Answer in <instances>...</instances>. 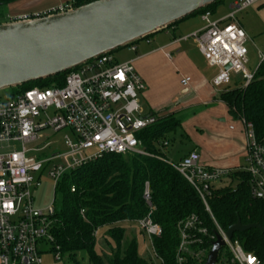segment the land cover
I'll list each match as a JSON object with an SVG mask.
<instances>
[{"label": "built area", "instance_id": "1", "mask_svg": "<svg viewBox=\"0 0 264 264\" xmlns=\"http://www.w3.org/2000/svg\"><path fill=\"white\" fill-rule=\"evenodd\" d=\"M262 1L232 0L231 12L219 20H213L212 14L207 12L202 15L206 25L183 39L194 41L207 65L218 71L213 80L215 88L234 84L233 75L241 77L235 84L247 87L264 64V53L259 52L256 70L247 69L250 39L238 20V15ZM71 9L72 4H63L42 12L13 16L10 22L41 19ZM127 48L136 52L134 45ZM167 58L171 60V54H167ZM227 66L230 68L226 69ZM190 81L183 78L180 84L188 88ZM145 90L133 62L119 63L112 53H106L70 71L62 87L33 88L13 92L8 97L0 95V144H22V150L0 153V264H42V255L47 252L44 246L48 245L55 258L61 260L60 248L54 247L51 232L54 203L45 210L34 206L32 189L42 186L44 174L57 190L66 175L104 155L151 156L139 138L142 131L157 122L156 116H141L143 110L138 94ZM239 123L245 135L243 167L236 170L207 167L201 163L196 150L178 164L168 162L196 191L212 222L208 226L193 214L177 224L176 264H205L218 236L224 247L216 264H264L247 252L235 235L231 239L227 237V230L216 221L208 205L211 190L227 186L230 176L237 171L249 176L252 198L264 203V137L258 138L254 126L246 120L239 119ZM45 130L69 131L70 135L65 136L67 151L37 161L30 152H40L47 145L32 150L26 146L40 141V133ZM89 151L95 153L90 155ZM71 192H75L74 187ZM143 197L148 214L138 220L137 225L148 239L154 263L165 264L154 246L163 230L153 219L155 207L149 183L145 184ZM93 235L97 237L99 232Z\"/></svg>", "mask_w": 264, "mask_h": 264}, {"label": "trees", "instance_id": "2", "mask_svg": "<svg viewBox=\"0 0 264 264\" xmlns=\"http://www.w3.org/2000/svg\"><path fill=\"white\" fill-rule=\"evenodd\" d=\"M18 1L0 0V19L4 17L2 9ZM94 1L97 0H71L70 4L79 8ZM221 2L192 16L212 14ZM69 73L15 87L14 93L62 87ZM219 98L230 116L251 123L257 137H264V64L247 87L240 84L225 87ZM175 120L174 115L157 117L154 125L139 134L144 149L151 156L104 155L65 176L56 190L60 192V201L54 205L51 230L53 245L60 248L61 260L66 258L70 261L68 264H154L140 257L135 239L124 244L127 232L124 225L137 223L148 214L143 197L146 183H149L151 202L155 207L154 222L163 230L154 246L165 264H176L175 252L179 243L176 227L181 220L194 214L211 226V219L196 191L154 146L155 142H162L164 147L168 145L163 137V126L170 128ZM70 177H73L72 181H69ZM229 179L227 186L214 187L208 196V205L216 221L225 230L238 221L242 225L264 227V203L252 198L249 176L237 171ZM106 228L104 235L108 238L107 246L111 247L110 256L97 250V237L93 235ZM235 238L242 242L247 252L264 263V232L251 230L237 233Z\"/></svg>", "mask_w": 264, "mask_h": 264}, {"label": "water", "instance_id": "3", "mask_svg": "<svg viewBox=\"0 0 264 264\" xmlns=\"http://www.w3.org/2000/svg\"><path fill=\"white\" fill-rule=\"evenodd\" d=\"M223 0H97L41 19L0 24V91L66 73L168 29ZM227 66L226 69H229ZM260 225L238 221L231 239ZM224 242L213 243L205 264H216Z\"/></svg>", "mask_w": 264, "mask_h": 264}, {"label": "rangeland", "instance_id": "4", "mask_svg": "<svg viewBox=\"0 0 264 264\" xmlns=\"http://www.w3.org/2000/svg\"><path fill=\"white\" fill-rule=\"evenodd\" d=\"M71 1H69L70 3ZM55 3L49 2L47 5H44L43 8H46V6H51V4ZM65 3V4H69ZM44 9L43 11H45ZM4 17L0 19V24H4L9 22L8 18L6 17L8 14V9L5 7L2 9ZM257 10L254 7L248 9L247 11L243 12L242 14L238 15V20L241 23L243 29L245 30L246 34L248 35L250 42L248 43V49H249V63L247 65V69L250 72H254L260 62L259 59V52L264 53V10ZM189 19H192L197 24L201 23V26H205V22L202 23L201 17L191 16ZM160 33V32H159ZM159 33L155 35H159ZM186 33H177L176 35H172L169 37V40H174L175 38H180ZM154 35V36H155ZM154 36H150V39H152ZM190 43H192V40H189ZM142 43V42H140ZM139 42L136 44H140ZM156 48V45H150L149 50H152ZM114 58L117 62L122 63L125 61L132 60L139 56L140 51L138 53H131L128 52L126 48L118 49L117 51L112 53ZM174 56V53H173ZM136 72L139 74V76L142 78L143 75L150 74L151 80L149 82L150 85V91L156 94V96L159 95L158 101L162 100L164 98V94H166L169 90V85H173L175 83L178 84V81L181 77V74L186 71L184 68L177 69L176 63H170L167 59L161 57V58H153V61H149V59H144L136 62L134 64ZM199 67L201 68V71H203V74L207 76H212L214 74V70L208 67V65L205 62H201L199 64ZM143 74V75H142ZM233 81L234 84L230 86H235L237 82L241 79V77L233 75ZM143 80V78H142ZM146 90L149 88V86L146 85L145 81L143 80ZM148 87V88H147ZM142 91L138 94L139 98V104L143 110L142 117H149L150 114L153 113V111L150 109V97L147 91ZM14 92L13 88L10 89H3L0 91V95L2 97H8L11 96ZM147 96V98H146ZM216 111L214 109H211V107H206L204 110H202L201 113L193 115L192 111H186L184 113H181L180 115H175V123H171L173 126L168 128V125H164L163 137H165L166 141L168 142V146H163L162 142H155L154 146L158 152L163 154L164 156L169 159L171 163L178 164L180 163L182 157L190 152L197 142H201L203 140L201 139H208V133L213 132V126H217L221 129L227 128L226 124H220L219 123V114L221 113L220 110ZM165 113L162 114H156L154 113L153 116L156 117H162ZM161 128V127H158ZM222 131V130H220ZM70 135L69 131H62V132H53L52 130H45L40 133L41 139L40 141L32 144H28L26 147L27 149H34L38 147H44L46 146L42 151L40 152H34L31 151L30 155L35 157L37 161H44L48 160L49 158L53 157L57 154H63L65 153L66 146H65V136ZM14 150H22V144L21 143H3L0 144V153L4 152H10ZM95 151H89L88 154L92 155ZM57 162V161H56ZM39 174H36L35 176H38ZM73 177H70L69 181H72ZM42 186L39 188H33L32 194L34 198V206L37 209L45 210L49 206H51L53 203L54 205L58 204L60 201V192H57L54 189V182L50 180L46 174H44L41 178ZM126 236L124 244L128 241L135 239L138 244V253L140 257L150 260L154 263L153 257H152V251L150 249V244L148 242V239L144 235L143 232L139 229L137 223H126ZM108 229H103L99 232V235L97 236V250L102 253L104 252L106 255H111V247L107 246L106 239H108L104 234L106 233ZM45 252L42 255V264H68L70 261L66 258H63V260L59 261L55 258L54 254L51 252V246H44ZM227 249L224 248L223 252H225ZM155 264V263H154Z\"/></svg>", "mask_w": 264, "mask_h": 264}, {"label": "crops", "instance_id": "5", "mask_svg": "<svg viewBox=\"0 0 264 264\" xmlns=\"http://www.w3.org/2000/svg\"><path fill=\"white\" fill-rule=\"evenodd\" d=\"M53 1H55V3L51 4V6L49 5L46 6V8H43L44 5ZM69 1L71 0H20L6 7L8 9L6 17L10 22V18L13 16L42 12L44 9L47 10L55 6L63 5L69 3ZM231 8L232 0H223L221 4L216 7L211 18L213 20L222 19L231 12ZM254 8L262 10L261 12H263L264 0ZM198 16L201 17L202 23H204L202 14H199ZM203 27L204 26H201V23L197 24L192 19L187 18L177 25L161 31L159 35H152L154 36L152 39L149 37L139 41V43H142L138 44V46L136 45L138 42L134 44V47H136L135 53L140 51V54L138 57L125 62H133L134 65L136 62L144 59L153 61V58H157L158 56V58L163 57L167 59L170 63H176L178 66L177 69L184 68L186 71L181 74L178 84L175 83L169 85L168 92L166 94L163 92L164 98L160 101H158L159 95L156 96V94L150 91V74L149 76L142 74L143 80L146 85L149 86L146 91L150 97L149 107L153 111L150 116L154 115V113H165L164 117L168 115L175 116L186 111H192V113H194L193 115H196L201 113L206 107H211V109L216 111L221 109L218 121L220 124H228L225 131L217 126H213V132L208 133V139H201L203 141L197 142L191 151L196 150L201 156V163L207 167L236 170L245 165L246 151L243 127L238 120L229 115L226 106L219 98L224 88L217 89L213 86V80L218 71L214 70L215 72L212 76L203 74L199 64H201V62L206 63V61L201 55L197 44L194 41L190 43L189 40H183L185 37L201 30ZM177 33L186 34L178 39L175 38L172 41L169 40V37L173 34L176 35ZM150 45H156V48L149 50ZM126 49L128 50V48ZM128 52L131 51L128 50ZM167 54H171V60L167 58ZM183 78L191 79L188 88H183L181 86L180 82ZM188 153H186L182 159ZM164 157L167 159L166 156ZM167 161H169V159H167Z\"/></svg>", "mask_w": 264, "mask_h": 264}]
</instances>
